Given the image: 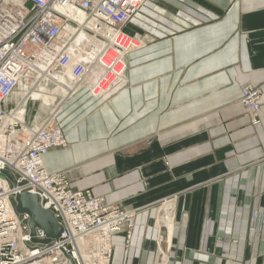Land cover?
I'll return each instance as SVG.
<instances>
[{
    "label": "crops",
    "instance_id": "0c3cea01",
    "mask_svg": "<svg viewBox=\"0 0 264 264\" xmlns=\"http://www.w3.org/2000/svg\"><path fill=\"white\" fill-rule=\"evenodd\" d=\"M133 24L150 41L127 55L128 86L59 103L69 146L45 167L138 210L111 264H151L158 240L167 264H264V0H146ZM245 84L262 90L257 125Z\"/></svg>",
    "mask_w": 264,
    "mask_h": 264
},
{
    "label": "built area",
    "instance_id": "2783aa9c",
    "mask_svg": "<svg viewBox=\"0 0 264 264\" xmlns=\"http://www.w3.org/2000/svg\"><path fill=\"white\" fill-rule=\"evenodd\" d=\"M145 2L0 0V264H111L113 236L125 231L127 244L135 236L137 209L111 206L89 189L74 190L67 169L50 172L45 167V154L69 146L57 107L31 122L25 108L37 101L33 93L39 92L42 79L60 88L58 103L82 89L109 102L126 88L127 55L150 41L133 29ZM23 84L29 94L21 108L6 109L7 99ZM240 93L239 101L257 125L261 87L245 84ZM23 192L37 194L42 208L53 212L63 228L56 240L31 241L28 216L17 212L14 203L15 195ZM164 209L155 226L164 223L169 230L176 215L169 203ZM35 235L44 238L38 227ZM154 252L153 264L168 263L159 240Z\"/></svg>",
    "mask_w": 264,
    "mask_h": 264
},
{
    "label": "water",
    "instance_id": "95a60500",
    "mask_svg": "<svg viewBox=\"0 0 264 264\" xmlns=\"http://www.w3.org/2000/svg\"><path fill=\"white\" fill-rule=\"evenodd\" d=\"M3 173L14 183L15 179L12 174L4 170ZM17 212L28 216V226L30 230L31 241L33 243L48 244L56 240L61 232L62 226L55 219L52 211L42 208L40 198L37 194L23 192L16 194L14 197ZM43 230L44 238L39 239L35 235V228Z\"/></svg>",
    "mask_w": 264,
    "mask_h": 264
},
{
    "label": "rangeland",
    "instance_id": "374dc122",
    "mask_svg": "<svg viewBox=\"0 0 264 264\" xmlns=\"http://www.w3.org/2000/svg\"><path fill=\"white\" fill-rule=\"evenodd\" d=\"M37 87L39 86V92L33 93V96L37 101H30L27 103L25 108L26 119L31 122L32 118L39 117L44 118L49 115L50 111H54L56 107L59 106L58 100L61 98V90L60 88L54 87L49 80L42 79L37 83ZM44 89H41V86ZM27 86V85H26ZM29 87V85H28ZM49 87V88H48ZM30 88V87H29ZM40 94V96H35V94ZM28 92L26 91L25 84L21 86V89H18L12 94L6 101L5 107L6 109H17L21 108V103H23L24 99L28 97ZM58 109H55L57 111ZM36 113V115H34ZM164 225V224H163ZM155 254V252L153 253ZM154 259V255H153ZM153 259L152 263L153 264Z\"/></svg>",
    "mask_w": 264,
    "mask_h": 264
},
{
    "label": "trees",
    "instance_id": "16d2710c",
    "mask_svg": "<svg viewBox=\"0 0 264 264\" xmlns=\"http://www.w3.org/2000/svg\"><path fill=\"white\" fill-rule=\"evenodd\" d=\"M15 203V202H14Z\"/></svg>",
    "mask_w": 264,
    "mask_h": 264
}]
</instances>
